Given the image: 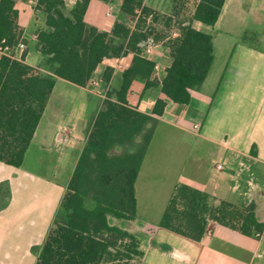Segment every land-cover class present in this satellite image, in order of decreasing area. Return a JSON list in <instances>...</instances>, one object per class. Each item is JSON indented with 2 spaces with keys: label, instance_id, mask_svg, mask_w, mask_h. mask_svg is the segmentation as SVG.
Segmentation results:
<instances>
[{
  "label": "crops",
  "instance_id": "0c3cea01",
  "mask_svg": "<svg viewBox=\"0 0 264 264\" xmlns=\"http://www.w3.org/2000/svg\"><path fill=\"white\" fill-rule=\"evenodd\" d=\"M77 0H63L66 11ZM123 0H90L84 22L111 34L117 24L129 31L135 20L120 15ZM38 0H13L23 50L8 52L27 66L47 73L37 35L45 29ZM144 5L153 10L156 9ZM159 13H167L158 11ZM193 28L212 37L213 60L199 90L186 105L172 102L159 83L171 62L167 44L141 57L153 60L149 87L134 80L127 104L157 119V125L134 184L136 217L122 228L134 235L142 257L139 264H264V234L244 236L209 222L199 240L158 227L178 185L207 193L212 202L237 206L255 204L256 220L264 224V0H225L216 23ZM248 36L250 43L243 39ZM117 41L118 38H115ZM2 54L0 53V57ZM133 54L103 58L95 85L76 86L56 78L41 119L18 168L0 162V264H35L97 111L106 98L100 75L113 67L105 90L118 85ZM118 66H121L119 69ZM62 85L60 97L54 96ZM69 87V88H67ZM68 107L63 108L68 97ZM159 115L154 114V109ZM54 171L57 179L26 167ZM220 166V169L217 168Z\"/></svg>",
  "mask_w": 264,
  "mask_h": 264
},
{
  "label": "trees",
  "instance_id": "16d2710c",
  "mask_svg": "<svg viewBox=\"0 0 264 264\" xmlns=\"http://www.w3.org/2000/svg\"><path fill=\"white\" fill-rule=\"evenodd\" d=\"M224 1L173 0L176 18L181 8L188 14L175 21L179 37L167 44L171 62L159 83L172 102L188 104L191 92L204 82L213 60L212 37L193 28V23L213 26ZM89 2L77 0L66 11L63 0H38L45 29L38 33L37 41L47 73L24 64L23 56L20 60L0 57V162L18 168L56 78L85 87L103 58L133 54L117 87L106 91L35 264H139L142 257L137 238L110 225L109 217L124 221L136 217L134 184L157 119L131 108L126 94L134 80L146 87L155 84L150 80L155 62L140 56L141 44L148 38L140 24L142 17L152 15L155 20L156 16L144 0H123L120 15L130 18L139 12L136 26L129 31L117 24L106 34L84 22ZM16 19L13 0H0L3 46L12 48L21 42ZM112 74L113 67L103 69L100 78L105 88ZM159 113L155 108L154 114ZM209 222L248 237L264 232V224L256 220L254 203H214L207 193L187 185L174 189L158 227L199 240Z\"/></svg>",
  "mask_w": 264,
  "mask_h": 264
},
{
  "label": "rangeland",
  "instance_id": "374dc122",
  "mask_svg": "<svg viewBox=\"0 0 264 264\" xmlns=\"http://www.w3.org/2000/svg\"><path fill=\"white\" fill-rule=\"evenodd\" d=\"M145 2L147 4V6L152 7V8L157 10V11H154L156 18H155V20H153L152 23L147 24V22L145 20L146 17H142L143 22H141V24H140V29L142 32H146L148 37H151L155 40L162 39L168 35V29H169V26L171 24L170 23L171 21H169V19L172 18V19H174V22H175L177 20L184 18V16H186L188 14V10H184L183 8H181V9H179V11H180L179 16H178V18H176L173 15L174 14L173 9H172L173 0H145ZM158 11H163V12H167V13H159ZM183 13H185V15ZM139 15H140V13H139ZM129 20H135V23H137L138 17H130ZM243 39L245 41L252 43V44L254 43L253 39L248 37V36L245 38V35H244ZM61 86L62 85H59L57 87V92L54 93V96L60 97V94H58V93H60V91L62 89H64ZM102 87H103V85H102ZM114 87L116 88L117 85ZM67 88H69V87H67ZM109 89H113V87L110 86ZM104 91H107V90H105V88H104ZM66 97H68V99L66 100V103L64 104L63 108L68 107V100H70L73 97V93L67 94ZM26 167H28L30 171H34V173L35 172L41 173V174L44 173L45 175H47L49 177H54V179H57V176H53V175H55V173L52 170H46V169L41 170L39 168L35 169V168H32V166L29 163H26ZM112 223H114V224L116 223L117 225L123 224V226H125V227L130 226L129 221H125L124 223L123 222L120 223L117 220L112 219Z\"/></svg>",
  "mask_w": 264,
  "mask_h": 264
},
{
  "label": "built area",
  "instance_id": "2783aa9c",
  "mask_svg": "<svg viewBox=\"0 0 264 264\" xmlns=\"http://www.w3.org/2000/svg\"><path fill=\"white\" fill-rule=\"evenodd\" d=\"M139 15V12H137V16ZM136 16V17H137ZM147 24H150L153 22V16L152 15H149L145 18ZM170 26H169V29H168V35L162 39H159V40H155L151 37H148L142 44H141V47H142V51H143V54L144 55H148L150 54L153 49L156 47V46H159V45H164V44H168V42L170 41H173L175 39H177L179 37V29L177 27V24L174 22V19L171 18V22H170ZM4 41L1 42L0 44V53L5 56H9L11 57L12 59H15V60H20L19 58H16L15 56L13 55H10L8 52L10 51L11 48L7 47V46H3ZM17 47H19V49L23 50L24 48V45L21 44V42H19L17 44ZM142 56V54H141ZM155 66V65H154ZM118 68L120 69L121 66H118ZM97 83V81L95 79H91L89 81V84L91 85H95ZM218 169H220V166H217ZM262 234H264V232L262 233H255L254 234V237L256 239H259Z\"/></svg>",
  "mask_w": 264,
  "mask_h": 264
}]
</instances>
